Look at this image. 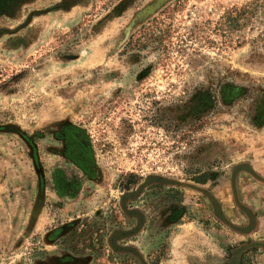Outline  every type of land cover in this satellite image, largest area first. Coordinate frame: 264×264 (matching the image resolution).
Listing matches in <instances>:
<instances>
[{"label": "rangeland", "instance_id": "rangeland-1", "mask_svg": "<svg viewBox=\"0 0 264 264\" xmlns=\"http://www.w3.org/2000/svg\"><path fill=\"white\" fill-rule=\"evenodd\" d=\"M3 7L0 264H264V0Z\"/></svg>", "mask_w": 264, "mask_h": 264}, {"label": "flooded vegetation", "instance_id": "flooded-vegetation-1", "mask_svg": "<svg viewBox=\"0 0 264 264\" xmlns=\"http://www.w3.org/2000/svg\"><path fill=\"white\" fill-rule=\"evenodd\" d=\"M67 133L70 136L69 140L66 142L68 157L77 164V166H80L84 171L89 172L91 170L90 159L84 151L86 142L81 140L77 135L81 132L79 130L69 129L67 130Z\"/></svg>", "mask_w": 264, "mask_h": 264}, {"label": "trees", "instance_id": "trees-1", "mask_svg": "<svg viewBox=\"0 0 264 264\" xmlns=\"http://www.w3.org/2000/svg\"><path fill=\"white\" fill-rule=\"evenodd\" d=\"M8 2H9V0H0V10H2L4 8L3 5H5ZM200 181H203V180L201 179Z\"/></svg>", "mask_w": 264, "mask_h": 264}, {"label": "water", "instance_id": "water-1", "mask_svg": "<svg viewBox=\"0 0 264 264\" xmlns=\"http://www.w3.org/2000/svg\"><path fill=\"white\" fill-rule=\"evenodd\" d=\"M215 203V202H214ZM215 205H216V208H217V212L218 213H220L221 212V210L217 207V204L215 203ZM221 214V213H220Z\"/></svg>", "mask_w": 264, "mask_h": 264}]
</instances>
